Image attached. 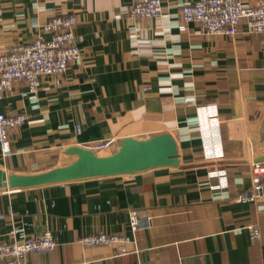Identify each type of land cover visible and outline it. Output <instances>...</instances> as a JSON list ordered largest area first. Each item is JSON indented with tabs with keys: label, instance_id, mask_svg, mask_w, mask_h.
Wrapping results in <instances>:
<instances>
[{
	"label": "crops",
	"instance_id": "crops-1",
	"mask_svg": "<svg viewBox=\"0 0 264 264\" xmlns=\"http://www.w3.org/2000/svg\"><path fill=\"white\" fill-rule=\"evenodd\" d=\"M138 1L0 0V55L50 39L42 26L63 14L77 16L83 51L37 93L15 82L0 101L1 114L26 116L11 132L12 154L0 148L8 176L69 165L74 147L114 141L115 153L128 137L171 134L179 149L178 167L0 189V242L50 232L57 247L29 264H264V198L239 201L264 157V34L243 25L232 39L184 24L181 5L200 0H162L159 18H131ZM101 232L126 236L129 254L81 244Z\"/></svg>",
	"mask_w": 264,
	"mask_h": 264
},
{
	"label": "built area",
	"instance_id": "built-area-1",
	"mask_svg": "<svg viewBox=\"0 0 264 264\" xmlns=\"http://www.w3.org/2000/svg\"><path fill=\"white\" fill-rule=\"evenodd\" d=\"M131 18L157 19L163 14L162 0H141L131 5ZM180 16L184 24L199 22L207 34L227 36L232 39L240 33L241 26L250 34H264V0L256 6H246L243 0H200L181 5ZM78 18L75 14L54 16L44 26L43 33L52 37L45 39L42 35L27 45H16L11 52L0 55V101L13 89L15 82H25L31 93H37L40 80L52 75H64L72 63L83 59V51L78 46L75 28ZM195 105V102H193ZM26 121L23 114L4 115L0 113V148L3 156L12 154L10 145L11 132ZM114 141L100 143L93 151L112 153ZM251 188L239 197L241 202L256 203L264 198V163L257 160L251 165ZM137 214L132 215V226L137 230ZM15 232H12L14 235ZM253 241L261 238L259 225L250 227ZM84 246L113 247L119 246L117 257L129 254L126 244L129 239L123 235L101 232L85 236L80 240ZM57 241L50 232L26 240L0 242V264H29L30 254L53 251Z\"/></svg>",
	"mask_w": 264,
	"mask_h": 264
},
{
	"label": "water",
	"instance_id": "water-1",
	"mask_svg": "<svg viewBox=\"0 0 264 264\" xmlns=\"http://www.w3.org/2000/svg\"><path fill=\"white\" fill-rule=\"evenodd\" d=\"M68 153L75 155L77 159L69 165L40 174L8 176L0 169V189H28L179 166L178 144L171 134L157 135L148 140L124 138L118 151L109 155H101L83 147L71 148ZM257 162L264 163V157L259 158Z\"/></svg>",
	"mask_w": 264,
	"mask_h": 264
},
{
	"label": "rangeland",
	"instance_id": "rangeland-1",
	"mask_svg": "<svg viewBox=\"0 0 264 264\" xmlns=\"http://www.w3.org/2000/svg\"><path fill=\"white\" fill-rule=\"evenodd\" d=\"M101 155H109V152H99Z\"/></svg>",
	"mask_w": 264,
	"mask_h": 264
}]
</instances>
